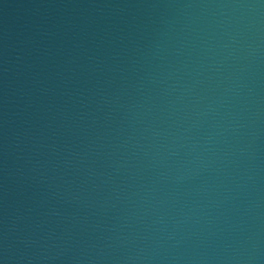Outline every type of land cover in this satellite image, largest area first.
<instances>
[{"label":"water","instance_id":"95a60500","mask_svg":"<svg viewBox=\"0 0 264 264\" xmlns=\"http://www.w3.org/2000/svg\"><path fill=\"white\" fill-rule=\"evenodd\" d=\"M0 264H264V0H0Z\"/></svg>","mask_w":264,"mask_h":264}]
</instances>
